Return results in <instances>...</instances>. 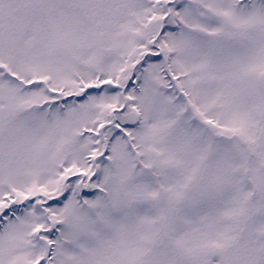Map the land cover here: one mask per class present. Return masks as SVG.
Masks as SVG:
<instances>
[{
    "label": "snow or ice",
    "instance_id": "snow-or-ice-1",
    "mask_svg": "<svg viewBox=\"0 0 264 264\" xmlns=\"http://www.w3.org/2000/svg\"><path fill=\"white\" fill-rule=\"evenodd\" d=\"M0 264H264V0H0Z\"/></svg>",
    "mask_w": 264,
    "mask_h": 264
}]
</instances>
